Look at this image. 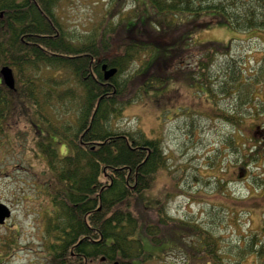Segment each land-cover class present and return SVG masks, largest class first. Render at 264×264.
Listing matches in <instances>:
<instances>
[{
  "label": "trees",
  "instance_id": "16d2710c",
  "mask_svg": "<svg viewBox=\"0 0 264 264\" xmlns=\"http://www.w3.org/2000/svg\"><path fill=\"white\" fill-rule=\"evenodd\" d=\"M60 1L0 0V67L12 58L24 81L22 93L33 94L18 103L29 112L45 172L54 176L45 230L52 239L44 245L49 264H147L174 251L187 264H264V225L228 242L194 218L172 216L163 199L148 203L145 192L155 187L161 170H174L175 164L170 167L157 134L117 123L144 93L182 80L232 125L228 148L242 150L243 163L257 162L260 146L252 126L261 128L264 116V50L250 68L233 56V46L236 36L249 32L248 40L256 38L264 48V0H108L84 35L60 20ZM214 27L239 34L227 41L196 40L197 32ZM103 64L118 69L108 80ZM35 66L64 74L58 79L28 74ZM11 93L0 78V127L11 114ZM59 105L70 119L59 117ZM181 109L198 126L200 110ZM181 178L173 175L172 188L185 192ZM251 180L264 184L259 175ZM229 182L219 180L216 191ZM170 196L168 191L166 201ZM169 240L174 244L166 247Z\"/></svg>",
  "mask_w": 264,
  "mask_h": 264
},
{
  "label": "rangeland",
  "instance_id": "374dc122",
  "mask_svg": "<svg viewBox=\"0 0 264 264\" xmlns=\"http://www.w3.org/2000/svg\"><path fill=\"white\" fill-rule=\"evenodd\" d=\"M107 1L61 0L57 14L68 30L84 35L98 23ZM128 4L130 7V3ZM235 34L239 33L231 28L214 27L200 30L195 37L196 40L201 39V41H227L230 37L236 36ZM250 35L252 34L249 32H242L236 36L238 40L234 41L233 56L243 67L252 68L255 62L261 59L264 48L262 41L259 42L258 39L248 40L247 37ZM63 74L64 72L61 73L55 67L42 69L39 76L58 79ZM261 93L264 94V89ZM184 106L200 110L197 115L198 126L191 124L194 121L193 116L188 117L189 113L181 109ZM58 107L62 111L59 117L70 119L71 116L67 117L66 113L63 114L65 110L60 105ZM53 111L57 115V111ZM217 112L218 108L214 109L213 104L204 94L198 93L192 86L178 80L165 88L158 86L144 93L125 108L117 123L121 129L129 131L141 129L149 135L157 134L171 157L170 167L175 164L172 168L174 170H161L155 187L145 192L148 203L154 205L163 199L166 211L172 216L194 218L207 228L213 227L217 234L225 237L226 241L234 242L244 238L245 235L248 236L251 231L260 230L264 225V184L260 187L251 180V177L258 175L264 180V116L260 118L261 128L252 126L254 135L258 138L260 158L249 166L241 160L242 150L232 151L228 148L225 141L227 136L234 135L232 133L234 129L232 125L217 116ZM9 116L6 126L11 127V132L14 134L11 135V141L1 146L0 160L10 163H0V174H41L42 181H48L50 175L45 172L46 165L41 153L35 147L34 133L30 124L25 116L19 117L14 114ZM248 128L244 130L246 137L249 135ZM213 161H217L214 166ZM171 171L173 174H170ZM173 175L184 177L181 181L185 192L175 191L172 188ZM225 177L230 182L224 190L216 191L218 181L224 180ZM168 191L171 192V196L166 201L165 195ZM193 193L196 196L194 199L190 198ZM42 194V207L49 206L50 202H45L48 200L46 199L48 195ZM6 197L4 179L0 178V202ZM31 212L27 208L18 207L16 221L12 222H18L16 229L19 231V241L15 239L8 244V247L4 246L2 239L5 240L7 232L12 235L16 229L12 224L7 227L0 226V264L50 263L45 254V244L40 245L36 239L31 240L36 227L35 215ZM173 244L174 241L169 240L164 245L169 247ZM174 252H169L165 257H163L164 253H155L158 258L163 257V259H156L147 264H187L185 255L181 251Z\"/></svg>",
  "mask_w": 264,
  "mask_h": 264
},
{
  "label": "flooded vegetation",
  "instance_id": "af4514ba",
  "mask_svg": "<svg viewBox=\"0 0 264 264\" xmlns=\"http://www.w3.org/2000/svg\"><path fill=\"white\" fill-rule=\"evenodd\" d=\"M32 47H28V49H31ZM35 49L41 51V47L36 46ZM30 59L38 58L37 55H29ZM11 63H6L5 65L10 66L13 69V73L16 80V87L15 89H10L7 86H5L7 89L12 90L14 93H11L12 98H14V102L9 105L8 111L14 116H25V119L28 120L29 112H25L22 108V105H20L18 102L21 101V99H30L33 94H24L22 93V87L24 81L20 83L18 79V69L12 64L11 60L12 58H8ZM37 70V71H36ZM41 72V71H40ZM39 69L35 67H29L28 74L30 75H40ZM40 77V76H39ZM40 81V78H39ZM36 98L38 100H41V95L39 94V91L37 89V95ZM35 98V99H36ZM31 110V109H30ZM33 111V110H32ZM38 114V113H37ZM32 128V127H31ZM12 128H8V126H2L0 127V148L1 145H3L6 142L11 141V135L14 133L11 132ZM34 137V135H33ZM35 138V137H34ZM35 142V140H34ZM0 163L2 164H9V161L6 160H0ZM42 175L40 174H14V173H4L0 174V178L4 179L5 183V195L7 197L5 200L1 203H3L8 212L9 215L5 217L4 221L0 223V226L7 227L8 225L12 224V226L16 229L18 228L17 224L18 222H12L13 220L16 221L17 215V209L18 207H24L28 210L32 211L31 213L35 215V231L34 234L31 236V240L36 239L40 245L42 243L48 244L52 238L48 237L45 233V230L47 228L46 222L49 218H51V210L53 209L51 205V197H50V186L53 185L54 176H49V180H45L44 182L41 179ZM46 177V176H45ZM47 182V183H45ZM48 195V200H45V202H50L49 206L42 207V197L43 194ZM47 197V196H46ZM44 211V212H43ZM8 231V230H7ZM18 229L15 230V232L12 233V235L7 232L5 235V240L2 239V242L4 243L5 247H8V244L10 242H13L15 239L18 240ZM17 237V238H16ZM19 241V240H18ZM8 252V251H7Z\"/></svg>",
  "mask_w": 264,
  "mask_h": 264
},
{
  "label": "water",
  "instance_id": "95a60500",
  "mask_svg": "<svg viewBox=\"0 0 264 264\" xmlns=\"http://www.w3.org/2000/svg\"><path fill=\"white\" fill-rule=\"evenodd\" d=\"M102 70L104 72V78L106 80L110 79L114 76L117 72L116 67H108L107 64L102 65ZM1 77L3 78V82L9 87L14 89L15 88V78L12 69L9 66H3L0 70ZM9 215V212L6 206L3 203H0V223H2L6 216ZM104 259V258H102ZM109 264V263H107ZM113 264H119L118 261L114 262Z\"/></svg>",
  "mask_w": 264,
  "mask_h": 264
}]
</instances>
